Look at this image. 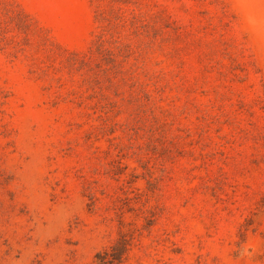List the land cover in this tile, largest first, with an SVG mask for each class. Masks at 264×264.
Here are the masks:
<instances>
[{
  "label": "rangeland",
  "instance_id": "rangeland-1",
  "mask_svg": "<svg viewBox=\"0 0 264 264\" xmlns=\"http://www.w3.org/2000/svg\"><path fill=\"white\" fill-rule=\"evenodd\" d=\"M0 264H264V0H0Z\"/></svg>",
  "mask_w": 264,
  "mask_h": 264
}]
</instances>
